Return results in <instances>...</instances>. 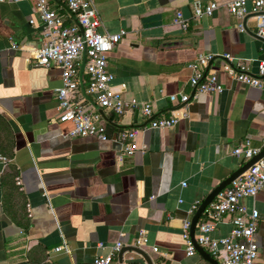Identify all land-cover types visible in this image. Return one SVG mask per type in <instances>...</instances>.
Segmentation results:
<instances>
[{
    "label": "crops",
    "instance_id": "crops-1",
    "mask_svg": "<svg viewBox=\"0 0 264 264\" xmlns=\"http://www.w3.org/2000/svg\"><path fill=\"white\" fill-rule=\"evenodd\" d=\"M47 1L65 24H75L62 0ZM196 1L218 7L194 18ZM228 1H94L99 32L125 31L107 56L111 87L152 109L147 118L134 110L103 112L106 132L177 117L173 126L140 130L136 143L143 149L120 159L115 142L66 135L72 125L57 120L54 94L59 70L33 66L29 59L40 42L32 4L0 1V154L8 157L0 164V264H92L117 240L122 246L112 264H146L130 250L139 233L147 238L142 250L150 264H217L197 252L185 255L181 223L194 214L188 211L193 202L210 201L211 192L241 166L231 150L244 139L259 146L264 136V76L262 88L232 81L220 57L235 56L257 76L264 40L252 33L264 39V11L247 17L239 31L225 9ZM176 11L188 22L184 30L173 21ZM206 52L212 54L206 69L215 72L222 92L198 94L186 106L169 101L171 93H191L186 64ZM78 77L85 79L82 69ZM240 203L257 211L256 264H264V187ZM230 227L223 216L211 236L222 237ZM57 246L62 248L55 251Z\"/></svg>",
    "mask_w": 264,
    "mask_h": 264
},
{
    "label": "built area",
    "instance_id": "built-area-1",
    "mask_svg": "<svg viewBox=\"0 0 264 264\" xmlns=\"http://www.w3.org/2000/svg\"><path fill=\"white\" fill-rule=\"evenodd\" d=\"M27 1L32 4L40 26V42L29 52V59L33 66L45 68L54 66L59 70L60 85L54 89L57 120L71 123L72 127L66 133L67 136H90L99 141L115 142L119 145L120 159L122 156H129L136 150L143 149V146L139 147L136 143V136L140 130L164 129L176 123L175 116L156 117L150 118L147 125L142 128H122L108 134L103 122V112L121 115L134 110L145 118L152 114L150 103L125 98L111 87L113 74L107 69V56L125 31L119 30L117 33L98 31L101 20L94 6L95 0H62L76 19V23L70 25L64 23L63 17L49 6L47 0ZM217 7L215 1H209L205 5L196 1L193 3L192 16L194 18L210 16ZM225 9L238 20L236 28L243 31V17L248 13L264 11V0H230L225 4ZM173 21L183 30L188 24L179 11L175 12ZM29 22L32 23V20ZM10 48L18 49L19 46L11 43ZM220 57L223 60L221 68L230 80L246 86L262 88L260 76H264V61H256L257 76H255L248 72L247 63L240 62L235 56L222 53ZM82 58V74L85 77L82 83L83 96L78 92L81 82L78 69ZM211 58L212 54L208 52L196 54L186 64L190 70L187 84L191 88V93H171L168 95V100L186 106L188 101L198 94L222 92L223 88L217 82L215 72L206 69ZM85 96L93 100L95 108L87 104ZM263 149L264 136L261 137L259 146H252L248 139H244L231 150V154L238 157L242 165ZM7 161V157L0 154V164ZM181 185L184 186V182ZM263 187L264 153L206 203L200 214L203 219L197 218L194 224L192 238L189 234L190 218L182 221L180 233L185 255H193L196 252L194 241L217 264H256L258 247L254 232L258 214L253 208L248 210L240 201L244 197H254ZM198 205V201L193 202L188 210L189 213L193 214ZM223 216H229L230 230L226 235L214 238L211 232ZM146 244V236L139 233L133 238L130 246L143 249ZM121 246L120 240L115 241L106 254L94 256L92 264H112L113 254ZM61 248L57 246L54 250ZM151 249L155 252L157 248Z\"/></svg>",
    "mask_w": 264,
    "mask_h": 264
},
{
    "label": "water",
    "instance_id": "water-1",
    "mask_svg": "<svg viewBox=\"0 0 264 264\" xmlns=\"http://www.w3.org/2000/svg\"><path fill=\"white\" fill-rule=\"evenodd\" d=\"M69 12V10H67ZM70 13V12H69ZM263 13V11H260V12H253V13H249V14H246L243 19H242V26L244 28V20L251 16V17H255V16H258V15H261ZM70 15L72 16V18L74 19V22L76 23V19L74 17V15L72 13H70ZM252 35H254L256 38L258 39H261V40H264L262 37L258 36L257 34L255 33H252ZM84 55V53L82 54V56ZM82 65H83V58H82V61H81V64H80V71L82 69ZM264 153V149L259 152L258 154H256L255 156H253L250 160L244 162L241 166H239L236 170H234L229 176H227L223 182L220 184L221 187H224L231 179H233L234 177H236L239 173H241L242 171H244L247 167H249V165L254 162L256 159L259 158V156L261 154ZM218 190H215L213 192H211L210 196L208 197L209 199H211L215 193L217 192ZM208 201H204L202 203H200L194 214L192 215V217L190 218V229H189V234H190V237L192 238V235H193V230H194V224L197 220V218L199 217V215L201 214V211L203 210L204 206L206 205ZM193 245H194V249L195 251L201 255L202 258H204L206 261L208 262H211V263H214V261H212L210 258V256L201 248L199 247L197 244H195V242L193 241ZM130 250L137 253L138 255L141 256V258L144 260V262L146 264H150V260L148 259V257L146 256L145 252L140 249V248H137V247H133V246H130Z\"/></svg>",
    "mask_w": 264,
    "mask_h": 264
},
{
    "label": "trees",
    "instance_id": "trees-1",
    "mask_svg": "<svg viewBox=\"0 0 264 264\" xmlns=\"http://www.w3.org/2000/svg\"><path fill=\"white\" fill-rule=\"evenodd\" d=\"M84 81H85V79L82 78L81 82H84ZM105 127H106V126H105ZM6 157H7V156H6ZM7 158H8V157H7Z\"/></svg>",
    "mask_w": 264,
    "mask_h": 264
}]
</instances>
